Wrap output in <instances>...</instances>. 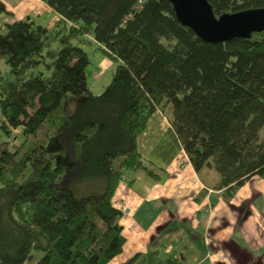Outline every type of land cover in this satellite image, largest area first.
Masks as SVG:
<instances>
[{"label": "trees", "instance_id": "1", "mask_svg": "<svg viewBox=\"0 0 264 264\" xmlns=\"http://www.w3.org/2000/svg\"><path fill=\"white\" fill-rule=\"evenodd\" d=\"M41 1L59 16L54 28L27 18L0 35L10 73L0 74V129H20L12 152L0 148V264H108L126 243L113 202L119 183L158 182L181 150L196 172H217L227 197L253 176L264 181L263 33L207 43L168 0ZM207 2L216 17L264 8ZM82 44L116 65L100 95L87 85ZM165 108L169 130L143 160L137 138ZM59 137L70 149L55 162L49 143L55 149ZM83 162L101 192L77 194L91 175L84 166L75 177Z\"/></svg>", "mask_w": 264, "mask_h": 264}, {"label": "crops", "instance_id": "2", "mask_svg": "<svg viewBox=\"0 0 264 264\" xmlns=\"http://www.w3.org/2000/svg\"><path fill=\"white\" fill-rule=\"evenodd\" d=\"M43 15L50 16L47 25L39 21ZM27 18L52 29L59 16L41 0L0 1L1 34L6 24ZM95 58L101 66L112 63ZM164 111L157 110L149 119L152 128L139 136L143 160L169 130L171 114L167 122L157 116ZM218 180L211 167L196 172L181 150L164 165L158 182L142 178L134 188L120 182L113 202L123 214L126 243L108 264H264V181L253 176L227 197L215 188Z\"/></svg>", "mask_w": 264, "mask_h": 264}, {"label": "water", "instance_id": "3", "mask_svg": "<svg viewBox=\"0 0 264 264\" xmlns=\"http://www.w3.org/2000/svg\"><path fill=\"white\" fill-rule=\"evenodd\" d=\"M178 22L207 43L264 34V8L224 13L216 18L207 0H168Z\"/></svg>", "mask_w": 264, "mask_h": 264}, {"label": "rangeland", "instance_id": "4", "mask_svg": "<svg viewBox=\"0 0 264 264\" xmlns=\"http://www.w3.org/2000/svg\"><path fill=\"white\" fill-rule=\"evenodd\" d=\"M2 1H6V0H2ZM40 15H42V14H40ZM49 19H50V16L43 15V16H40L39 21L41 24L47 25V23L49 22ZM36 23L40 24L38 21H36ZM2 26L3 25L0 24V35L2 33V30H1ZM82 47L86 50V52L91 57L90 58L91 63L86 69L87 85H88V87H89V89L93 95H100L103 92L104 88L110 83L111 76H112V73H113L116 65L113 63H109L107 65L105 64V65L101 66L100 62L98 60H96L95 57L100 58L103 61L104 56L96 49V47L91 46V45H87V44H82ZM0 74L3 77H10L9 67L1 59H0ZM161 114H162V117L160 115H157V116H159L160 118H165V121L167 122L169 114H170L169 109L167 108ZM170 119H171V116H170ZM170 119H169V122H170ZM152 126L153 125L150 124V122H149V123H147L146 128L151 129ZM146 128H145V130H146ZM37 133H39V132H37ZM19 135H20V129H12L8 136L5 135L0 129V148L6 149V150L12 152L13 148H14V144L20 142ZM59 140L63 141V143L59 142L57 144V146L55 147V149H53L54 144H52L51 142L49 143V147H50L51 151L48 152V154L50 155V157L55 158V162H57L58 159H60V156L58 155V153H60V152L58 149H62L63 147L66 150L70 149V145L65 146L67 143H66V140L64 138L59 137ZM137 143H138V146L140 147L141 139L139 137L137 138ZM78 166H79V168H78ZM84 166L87 168V171H88L87 173H89L91 175L87 177L88 181L83 185L82 191L80 193H77V194L78 195H85V188L92 189V190L97 191V192H101L102 186H101L99 180L94 179V178H96V175H94L92 173L93 169L90 167L91 165L90 166L86 165L85 162L79 163L75 168L76 172H77L75 174V177L78 176V174L81 172L80 170L82 168H84ZM72 179H73V176H70L68 182H70ZM75 189L77 190V188H75Z\"/></svg>", "mask_w": 264, "mask_h": 264}, {"label": "bare ground", "instance_id": "5", "mask_svg": "<svg viewBox=\"0 0 264 264\" xmlns=\"http://www.w3.org/2000/svg\"><path fill=\"white\" fill-rule=\"evenodd\" d=\"M139 5H140V4L138 3L137 6L139 7ZM138 7H137V8H138ZM212 12H213V10H212ZM240 12H241V11H240ZM213 14H214V13H213ZM214 16H215V15H214ZM220 16H221V15H220ZM220 16H218V17L215 16V17H216V18H219Z\"/></svg>", "mask_w": 264, "mask_h": 264}, {"label": "built area", "instance_id": "6", "mask_svg": "<svg viewBox=\"0 0 264 264\" xmlns=\"http://www.w3.org/2000/svg\"><path fill=\"white\" fill-rule=\"evenodd\" d=\"M142 2H143V0H139V2H138V3H139V4H141Z\"/></svg>", "mask_w": 264, "mask_h": 264}]
</instances>
